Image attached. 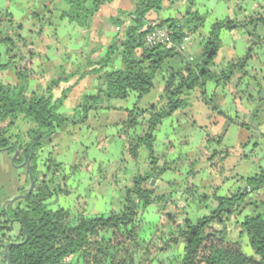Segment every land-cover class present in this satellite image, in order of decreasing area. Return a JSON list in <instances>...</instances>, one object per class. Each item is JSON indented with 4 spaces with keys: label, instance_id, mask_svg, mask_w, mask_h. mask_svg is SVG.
Listing matches in <instances>:
<instances>
[{
    "label": "trees",
    "instance_id": "1",
    "mask_svg": "<svg viewBox=\"0 0 264 264\" xmlns=\"http://www.w3.org/2000/svg\"><path fill=\"white\" fill-rule=\"evenodd\" d=\"M62 1L68 8L59 10L57 22L46 15L43 21L40 15L34 16L42 22V32L46 30L45 25L56 30L59 22L66 19L88 29L94 16L117 0ZM178 1L181 0H136L133 11L127 13L129 23L120 19L122 12L112 18L118 33L108 45L105 56L100 58L104 48L96 46L85 55V65L75 74L63 71L49 82L43 92L30 91L37 54L33 45L21 35L23 25L15 24L11 19V32L0 39V43L8 48L4 54L0 51V150L8 148L6 153L9 156L17 150L18 156L14 161L17 166L32 155L31 170L36 183L30 196L16 201L12 209L7 205L0 211V264H8L5 248L13 243L21 244L9 247L12 264H154L156 261L158 264H264V213L245 215L240 221L238 238L233 240L229 235V225L243 215L249 205V196L264 189V167L251 177L235 176L233 179L238 180L240 186L228 195L220 196L218 193L222 186L231 180L225 176L223 164L231 156L240 154L229 148L211 153L206 150L211 167L218 171L223 181L213 193L216 207L196 221L185 215L184 207L177 205L175 197L177 191L183 203L195 200L197 187L188 185L184 191L176 190L174 181L170 182L169 190L160 193L157 185L151 184L162 180L166 172L175 170L173 165L176 161H169L167 156H159L155 151V133L164 121L178 112L192 109L194 99L207 108L211 106V115L233 121L219 105L210 104L213 99L208 101L206 85L227 86L236 72H241L240 80H243L248 75L246 68L249 62L255 57V48L264 43V37H256L257 28L264 26L263 16L253 15L243 20L227 17L211 25L195 56L186 57L179 46L186 36L200 32L206 20L197 9L200 0H188L186 15L181 19H150L151 15H159L167 5ZM242 1L229 0L234 3ZM48 14L52 15L53 10ZM151 23L171 32V46L147 45L146 37L153 31ZM240 29L249 30V37L255 40L246 55L229 63L220 72L213 71L222 47L223 33ZM118 58L122 67L115 69ZM4 73L15 81L3 80ZM160 75H163L164 91L158 103L139 109V103L154 90ZM76 76H79L78 82L97 76L102 80V87L95 94L85 96L75 108L74 115L60 114L59 110L64 107L72 90V87L62 89V85ZM57 92L61 93L59 97H56ZM132 95L136 97V103L125 111L127 118L118 133L124 141L121 162L122 165L138 167L140 149L145 147L148 168L144 173L137 171L122 188L121 209L95 217L85 210L53 209V201L63 196L70 197L73 190L67 184L68 177L61 174L62 163L56 162L52 154L45 153L46 142L67 123L84 125L90 112L111 110L109 104L112 101H127ZM263 100L260 97V106H263ZM21 120L27 122L24 129L18 127ZM253 121H257L258 126L264 125V119L256 117ZM242 125L250 129L248 124ZM251 138L245 149L252 142L254 150L264 145V131L256 128ZM205 142L220 146L223 140L207 134ZM26 171V185L21 189L24 194L30 186L29 172ZM203 198L198 204L200 208L205 200H209L206 195ZM171 204H176V210L168 213V205ZM153 205H158L161 211L165 207L162 212L172 230L169 233L161 231L160 235L144 240L140 237V226L144 213ZM244 238L249 242L252 255L243 250ZM181 241L184 242L182 254L164 257Z\"/></svg>",
    "mask_w": 264,
    "mask_h": 264
},
{
    "label": "crops",
    "instance_id": "2",
    "mask_svg": "<svg viewBox=\"0 0 264 264\" xmlns=\"http://www.w3.org/2000/svg\"><path fill=\"white\" fill-rule=\"evenodd\" d=\"M53 1L54 0H0V25L2 29H5L4 32H0V39L10 32L9 30L11 29L12 19L15 24L23 25L24 31L21 35L28 41V43L33 45L34 51L37 54L33 66L34 76L32 77L30 84L31 92H43L49 82L55 77V71L61 62L65 65H61L63 68H61V73L64 71L65 73L72 75L77 72V70L74 69V62H77V65L79 64L80 67H83L86 62L85 55L96 48V46H102L104 48V53L101 54L100 58L105 56L108 45L118 33L117 28L112 23V18L118 16V14L122 12L123 14H120L119 16L120 19L129 23L127 13L133 11L136 3V0H117L113 4L103 7L101 11L94 16L88 29H83L66 19L59 22L54 33L45 30L40 34V32L36 30L38 28V22L34 19V16L37 15L36 11L38 8L46 10ZM187 1L188 0H181L173 5H167L164 11L159 15H151L150 19H157L158 21L172 18L181 19L187 6ZM219 8L222 11L221 14H217ZM197 9L200 13L206 15L207 18L204 17L206 18L208 29L207 27H204L200 32L190 36V44L185 52L186 57L196 55L206 40L211 25L215 21L227 17L237 18L239 20L246 19L253 15L264 17V0H243L240 3L229 2V0H200ZM53 10L55 12L56 9ZM260 28L261 27H258L256 31L257 38L264 37V29ZM248 32L249 30L240 29L233 32L223 33L221 37L222 47L212 67L213 71L220 72L221 70H224L229 63L237 61L246 55L250 44H252V41H255L249 37ZM7 49L6 45L0 43L1 53L4 54ZM254 53V59L249 62L248 67L246 68L248 75L243 80H240L241 72H236L232 81L227 86H217L214 83H208L206 85L208 96L210 95L211 98L219 101V104L217 105H219L222 112L233 121H229L223 116L214 114L213 116L216 120L213 122V118L212 120L209 118L211 116L209 108L197 99H194L193 108L188 109L192 117L191 119L185 117L183 115L184 112H178L173 116L176 117V119L181 117L182 120H187L184 123L191 126L192 131L197 135V139H195L194 143L198 148L205 147V133L213 136L222 134V145L224 148H231L238 152H243V157L246 158L248 155H245L246 152L244 146L248 143L253 133H256V128L259 131H264V125L258 126L257 121H255L256 124L252 123L256 117L261 120L264 119V104L263 106L259 105L260 97L264 98V43L257 46ZM121 67L122 63L118 58L115 63V69H120ZM162 77L161 75L157 77L160 86L157 95L158 97L155 96L153 99H146V96L139 103V109L144 110L151 105L158 103V100L164 91ZM2 78L3 80L10 82L15 81V79L7 75V73H4ZM78 79L79 76H76L69 83H64L62 85V89L72 87L63 107L67 110V114L65 115H72L75 108L83 101L85 96L95 94L97 90L102 87V80L97 76H90L79 82ZM151 93L149 95H151ZM60 95V92L56 93V97H59ZM130 98H134V105L136 103V97L132 95ZM130 98L125 103H120L115 100L112 101L109 104L112 109L101 111V116L109 118L111 114L115 112H121L123 114L126 110L132 109L129 104ZM242 124H248L250 129ZM174 127L175 121L172 120L170 121L166 132L169 134L171 130H174ZM198 128H204L205 130L199 132L197 130ZM72 129L75 128L72 127ZM70 131L71 130L69 129L68 133H71ZM59 134L60 132H57L50 141L46 142V145L54 147V155L57 151V147H60L59 144H56V139ZM190 137V140L188 137L184 138L181 142L182 145L185 144L191 146L190 143L193 141V136ZM167 141L168 139L164 138L162 145L166 147ZM69 145H71V143L68 144V150L71 149ZM192 146L191 148L194 149V145ZM166 153L170 161H172V159L176 157V147L173 145L168 146L166 148ZM262 154L261 160L264 159V150L262 151ZM261 160H258L257 162H260ZM12 164L11 156H9L6 151H0L1 187L4 188L8 183L13 181L15 183V190L17 189V192L13 193V190L0 200V207L10 199L19 195L24 184L23 172L16 173V170H19V168L14 169ZM241 164L242 162H239L237 156L230 157L224 162L226 168L225 176L230 177L231 180L222 186V195H228L232 190H235L240 186L238 180L233 179L235 176L249 177L233 171V169H236V167ZM245 164L247 163H244V165ZM147 168L148 164L147 161H145L144 169L147 170ZM129 171L131 172L130 177H132L136 173V168L131 167ZM123 179L125 181L128 180L126 176H124ZM160 181L161 182L157 181L156 183L164 186L165 182L163 180ZM80 183L83 185L82 180H78V184ZM108 190H110V187L107 191ZM247 204L249 205L244 210L243 215L229 225V235L233 240L239 236L240 221L245 215L264 213V189L251 194L247 200ZM199 216L200 214H197L195 217L197 218ZM178 221H182L181 218ZM243 245L250 247L247 238L243 239Z\"/></svg>",
    "mask_w": 264,
    "mask_h": 264
},
{
    "label": "rangeland",
    "instance_id": "3",
    "mask_svg": "<svg viewBox=\"0 0 264 264\" xmlns=\"http://www.w3.org/2000/svg\"><path fill=\"white\" fill-rule=\"evenodd\" d=\"M49 7L50 9L46 10L39 9L37 7L38 9L36 12L38 15H40L42 21L43 16L46 15L47 18L51 17L53 22H57L56 20L59 15V10L68 8L66 2L62 0H54ZM53 9H56L55 12ZM50 10H53L54 12L52 15L48 14ZM219 10L220 8L218 9L217 14L222 13V11ZM200 14L206 17V15L202 13ZM185 15L186 8L181 18L185 17ZM34 19L38 22V28L36 30L41 34L43 26L42 22L40 24V22L37 20V17H34ZM204 27H207L208 29L206 20L204 22ZM259 27H261L260 29H264V26ZM44 28L48 32L54 33L53 28L48 27L47 25H45ZM4 31L5 29H2L0 25V32ZM9 31L11 32V29ZM74 64V69L78 70L80 68V65H77V62H74ZM61 65L65 66L63 62L60 63L59 67H57L55 71V77L53 79L60 76L63 69ZM159 88V80L157 79L154 90L152 91L151 95L147 96L146 99H153L155 96L158 97L157 95L159 92ZM207 98L208 101L213 99V102L210 104H219V101L211 98L210 95ZM115 101H118L120 103L126 102L120 100ZM134 102V98H130L129 104L132 108L134 107ZM209 110L210 112L212 111L211 106H209ZM59 113L64 115L67 114L66 108H61L59 110ZM72 115H74V113ZM183 115L190 119L192 118L188 110H185ZM126 118V113L122 114L121 112H115L111 114L109 118H107L106 116H101V111H92L88 116L86 124L77 126L73 125L72 123H67L65 125L66 128L63 127L58 131L60 132V134L56 139V144H59L60 147H57L55 155L54 147L46 145L45 153L47 155L49 153L52 154L56 162L62 163L63 166L61 168V174L68 177L67 184L73 190V194L70 197L63 196L58 200L53 201V209L71 208L74 211L85 210L92 217L108 215L111 212L119 211L121 209L122 188L130 182L131 172L129 170L131 167H133V165H122L121 162L124 141L120 138L118 133L122 129V124L126 120ZM209 118L211 120L213 118V122L216 120L214 119L213 115H211ZM172 120L175 121V127L174 130H171V132L168 134V132H166V129L170 121ZM185 121L187 120H182L181 117H178L177 119L176 117H171L165 120L163 125L155 133L156 154L159 156H167V159L170 161L166 153V148L169 146V143H171L174 147H176V157L172 159V161H176V163L175 165H173V168H175V170H170L163 175L162 180L165 182L164 186H161L156 182L153 183V181L151 182V184L157 185L158 191L160 193L165 190H169L170 182L174 181L176 182V190H179L180 188L181 191H184L186 190L188 185L197 187L194 195L195 200H190L183 203L182 200H179L181 195H177V191L175 197V200L178 199L177 205H179L180 207H184L185 215H188L191 220L196 221L198 217L196 218L195 216L197 214H200V216L207 215L216 207L212 198L213 193L218 188V186H222L223 181V179H221V177L219 176L218 171L211 167L210 162L208 161L209 153L207 151H209L210 153L213 152V150L220 151L224 148V146H219L217 143H212L209 145L205 143V147L198 148L194 143L195 139H197V135L192 131L191 126H188L184 123ZM26 125L27 122H24L22 120L18 123L19 129H24ZM72 127H74L75 129H72ZM69 129L71 130V133H68ZM197 130L201 132V130L204 131L205 129L198 128ZM206 135L207 133L204 134V136ZM190 136H193V141H191L190 144L191 146L194 145V149H192L191 146L185 144L182 145L181 143L182 140L186 137H188V139L190 140ZM210 136L216 138L223 137L222 134H218L215 136L210 134ZM164 138L168 139L166 147L162 145V141ZM251 139L252 138L250 137L249 141ZM69 143H71V145H69L71 148L70 150H68ZM252 144L246 149L244 148L246 152L245 155L249 156L246 158L243 157V152H238L234 149L229 148L235 153L237 152L238 154H240L235 156L238 157L240 163L242 162V164L236 167V169H233L234 172H238L239 174L251 177L257 174L260 168L264 167V159L261 160L264 145H261L259 148L254 150ZM13 155L11 156V159ZM258 160L261 161L257 162ZM145 161H147V151L145 147H142L140 149L139 166L136 167V172H146V169H144ZM244 163L247 164L244 165ZM12 167L14 169H17L13 164ZM225 169L226 168H224L223 170ZM16 171V173L23 172L24 184L22 187H24L26 185V168H19V170ZM124 176H126L128 180L125 181L123 179ZM78 180H82L83 185L81 183L78 184ZM109 187L110 190L107 191ZM12 191L13 193L17 192V189L15 190V183L13 181L8 183V185L4 188H2L0 184V200ZM218 194L222 196V191L220 190ZM205 195L209 197V200H205L203 202L204 204L202 203L203 207L200 208L198 207L200 206L198 204L201 203V200L204 199L203 197ZM6 203H4L0 207V211H3L7 208V206L5 207ZM168 206L170 207L169 209H167L168 213H173L176 210V204L175 206L174 204ZM163 210H165V207L162 209V211ZM162 211L158 205L150 206L146 210L143 215L142 224L140 226V237L142 239L150 240L152 236L160 233L161 231H166L167 233L171 232L172 226H170L166 221V216ZM183 248L184 242L181 241L178 246H176L164 257L171 256L172 254L180 255L183 253ZM243 250L248 255L252 254L251 248L247 247L246 245L243 246ZM154 264H158V262L156 261Z\"/></svg>",
    "mask_w": 264,
    "mask_h": 264
},
{
    "label": "built area",
    "instance_id": "4",
    "mask_svg": "<svg viewBox=\"0 0 264 264\" xmlns=\"http://www.w3.org/2000/svg\"><path fill=\"white\" fill-rule=\"evenodd\" d=\"M153 31L147 35L146 43L150 47L171 46L172 34L166 27H158L156 23H151ZM190 36H186L183 43L179 46V50L185 53L190 44Z\"/></svg>",
    "mask_w": 264,
    "mask_h": 264
},
{
    "label": "water",
    "instance_id": "5",
    "mask_svg": "<svg viewBox=\"0 0 264 264\" xmlns=\"http://www.w3.org/2000/svg\"><path fill=\"white\" fill-rule=\"evenodd\" d=\"M255 128H256V127H255ZM7 150H8V148L5 149L4 151H7ZM17 156H18V151L15 150V151H14V155H13L11 161H12L13 165H14L16 168H26V169L28 170V172H29L30 186H29V188L27 189L26 194L21 193L20 195H18V196H16V197H14L13 199H10L9 201H7L5 207H6L7 205H9L11 209H12V207H13V205H14V203H15L16 201H18V200H20V199H25V198H27L28 196L31 195V193H32V191H33V189H34V187H35V183H36V182H35V178H34L33 173H32V170H31V161H32V157H33V156L31 155L29 159L25 158L24 162H23L21 165H18V166L14 164V161H15V159L17 158ZM153 183H154V181H153ZM27 240H28V237H26L25 242H27ZM19 244H21V243H13V244H9V245L6 246V248H5V254H6V256H7L8 264H12V263H11V260H10V257H9V255H8L9 247L12 246V245H19Z\"/></svg>",
    "mask_w": 264,
    "mask_h": 264
}]
</instances>
